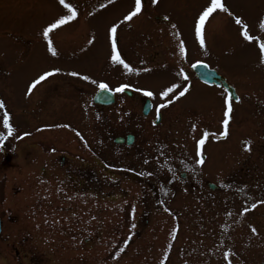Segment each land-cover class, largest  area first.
Returning <instances> with one entry per match:
<instances>
[{"label": "rangeland", "instance_id": "obj_1", "mask_svg": "<svg viewBox=\"0 0 264 264\" xmlns=\"http://www.w3.org/2000/svg\"><path fill=\"white\" fill-rule=\"evenodd\" d=\"M210 2L142 0L141 13L123 21L134 0H65L77 16L50 33L53 56L42 31L69 14L59 0H0V99L6 105L0 109V134L6 137L0 140V264H232L231 258L264 264V0H221L229 12L210 15L201 48L194 21ZM237 15L252 41L241 36ZM114 23L118 50L136 72L111 61ZM196 60L225 75L239 96L231 101L229 126L238 142L234 134L207 141L203 165L195 162V140L215 129L216 110L224 117L226 93L196 84L190 66ZM57 68L27 92L38 75ZM181 69L193 87L187 98L164 108L158 126L144 124L153 147L135 160L110 159L108 129L120 127L123 111L92 103L99 83L151 90L159 104V91L182 84ZM247 140L251 151L244 148ZM62 155L92 167L99 177L94 185L80 182L73 192L59 166ZM147 178L155 187L146 185ZM208 181L229 189L212 191Z\"/></svg>", "mask_w": 264, "mask_h": 264}, {"label": "snow or ice", "instance_id": "obj_2", "mask_svg": "<svg viewBox=\"0 0 264 264\" xmlns=\"http://www.w3.org/2000/svg\"><path fill=\"white\" fill-rule=\"evenodd\" d=\"M158 2V0H150V3L155 5ZM59 4L62 5L65 9H67V12L69 14L66 15H61L58 18H55L53 21L47 24L46 27H44L42 31V35L44 39L47 41V49L48 51L55 56L57 54L56 48L53 46V40L50 38V33H52L54 30L59 29L62 25H65L67 22L73 20L77 16V11L76 8L73 7L71 3H65V0H59ZM103 6V5H102ZM217 9L228 13L229 9L225 7L223 3H221V0H211L210 4L205 7L199 14L198 17L194 21V32H195V37L198 39L199 44L201 48L205 46V25L206 21L209 19L210 15L213 14ZM142 11V0H134V7L123 17V21H130L132 20L133 17H136L139 13ZM231 14V13H229ZM235 24L241 27V36L247 40V41H252L254 39L253 36L249 35L248 32V26L245 24L240 16H235ZM119 24L114 23L111 25L109 29V38H110V47H111V61L115 64H119L123 67L126 72L132 73L138 71L137 69L133 68L130 66L129 63L125 61L124 58H122L120 51L118 50V36H117V31H118ZM261 29H264V20L261 21L260 23ZM173 28H175V25H173ZM92 40H89L88 43H92ZM260 52L262 57H264V42L260 43ZM179 49L182 55H186V49L183 41H180L179 43ZM60 69H53L51 71H44L42 74L38 75L37 78H35L31 84L28 86L27 92L30 94L33 89L36 88L37 85H39L42 81H45L48 77L53 76L55 73L59 72ZM181 76H183L184 80H188V76L184 73V70L181 69L180 73ZM71 76H79L80 73L78 72H71L69 73ZM84 80H90V77L85 75L82 77ZM93 84L97 83L95 80L91 81ZM98 87L101 90H107V91H114L118 93H123L126 89L131 87L127 83H121L115 88H111L107 82L101 81L98 85ZM179 89L177 92L176 90ZM136 91L142 92L143 95L147 97H153L156 95L151 90H146L142 88H137ZM189 87L187 84H185L183 87L179 84H171L170 86L165 87L163 90L159 91V96L161 97L162 102L159 103L156 106V112L157 116H159L160 110L167 108L170 104L174 103L175 100H178L180 97H184L186 93H188ZM170 94H172V97H170ZM237 99H239L237 97ZM232 96L230 93L226 94V99H225V111L223 113L224 119L222 120V126L223 130L220 131L218 134L217 133H211L207 131L206 129L202 131V134L199 139L195 140V148H196V164L198 165H203L205 163V156H204V146L206 141L209 139V137H215L216 139H219L221 137H227L229 134V122L231 119V113L233 112V107H232ZM0 109H6V105L3 99H0ZM10 120V115L7 110L4 111L3 113V124L4 127L8 131V135L11 136L14 129L12 125L9 123ZM64 127H68L67 125H64ZM196 126H192L193 132H195ZM25 136L29 135V133H24ZM79 136L80 134L77 133ZM6 139L2 134H0V140ZM244 148L246 151H251V141L247 140L244 142ZM259 203L264 204V201H260ZM257 207L256 203H253L251 205V209H255ZM250 209L245 208L244 212H248ZM132 213L134 214L135 208H132ZM167 211V209H166ZM132 227H135L133 224ZM178 231V228L173 229V236H175V233ZM251 231L253 233L257 232V229L255 227L251 228ZM127 239L124 241L125 244H127ZM124 249L121 248L120 251L122 252ZM119 253H117V256ZM229 254H225V258H228ZM161 264H164V261H161ZM228 264H231V260H228Z\"/></svg>", "mask_w": 264, "mask_h": 264}, {"label": "flooded vegetation", "instance_id": "obj_3", "mask_svg": "<svg viewBox=\"0 0 264 264\" xmlns=\"http://www.w3.org/2000/svg\"><path fill=\"white\" fill-rule=\"evenodd\" d=\"M193 73V78L196 79V84L197 85H210L207 84L203 81H201L192 71ZM189 74V73H187ZM182 84L181 86L183 87L185 84L189 87V90L192 89L193 83L191 81L187 82L184 79H182ZM210 86H215V85H210ZM223 89V87H220ZM179 89L176 91L178 92ZM225 91V90H224ZM114 92V91H113ZM95 94V93H94ZM94 94L91 95L92 103L98 107H119L122 112V123L119 124L120 127L114 126L116 129H119L117 131L112 125H110V128L108 129V132L110 134L109 139L107 141V155L110 159L114 158H119L122 159H133L135 157H139L145 153L144 148H149L153 147V141L151 139L146 138L144 135V124L146 123L148 126L154 125L158 126L162 120L164 119V109L160 110L159 116H157L156 112V102L152 99V97H147L143 95L142 92L136 91V89H133L129 87L126 89L123 93L118 94L117 92H114V100L111 104L109 105H101V104H96L93 101V96ZM187 98V97H184ZM183 98V103L189 104L188 99ZM145 108H148L147 113H144ZM218 113V116H216V125L214 126L215 129H210L211 133H219L220 131L223 130L222 126V120L224 117L220 115L218 110H216ZM159 118V122L156 123L155 121ZM234 115L231 113V119L229 122V126L231 124V121H233ZM233 131L230 130L229 127V134L227 137H221L219 139H216L215 137H209L207 141H227L232 134H234L235 141L238 142V137L239 134L232 133ZM144 135V136H143ZM206 141V143H207ZM148 143L150 145H148ZM205 156V154H204ZM115 161V160H114ZM59 166L63 169V174L66 176V180H70L72 183V190L73 192L77 193L80 189L78 187L79 183L81 182L86 188L92 187L94 185L95 181L99 178L95 172V170L90 167H81L78 166L76 163L72 162L70 163L67 156L62 155L59 158ZM107 168V165H106ZM44 169V168H43ZM108 170H111L108 168ZM186 175L185 172H181ZM112 174V173H111ZM204 174V173H203ZM207 174V173H206ZM208 175V174H207ZM220 174H218L216 177H218ZM211 177V176H210ZM148 179V178H147ZM149 182L146 185H150L152 188L155 187V184L148 179ZM209 182V181H208ZM207 182V185H208ZM63 184V182H61ZM111 185V183L109 184ZM227 188V187H226ZM226 188H223L222 186H216L215 188H210L212 191H224ZM229 189V188H227ZM65 210H69L68 207L64 208ZM74 217V216H73ZM72 217V218H73ZM3 225V222H2ZM129 243V242H128ZM16 254L19 255V251L16 250ZM19 259L21 257H18ZM237 258V257H236ZM232 264H239L238 261H235L237 259H233Z\"/></svg>", "mask_w": 264, "mask_h": 264}, {"label": "water", "instance_id": "obj_4", "mask_svg": "<svg viewBox=\"0 0 264 264\" xmlns=\"http://www.w3.org/2000/svg\"><path fill=\"white\" fill-rule=\"evenodd\" d=\"M192 68L194 69L196 75L201 79L202 81L209 83V84H216L218 86H223L228 93L231 94L232 98L237 99V94L235 92L234 87L229 84L226 80V78L219 74L215 69H211L207 64L205 63H196L192 65ZM114 96L112 91L107 90H98L96 94L94 95V102L100 103V104H110L113 102ZM148 108H145L144 113H147ZM156 123L159 122V118L155 121ZM211 187H215L214 184H209ZM0 231H1V225H0Z\"/></svg>", "mask_w": 264, "mask_h": 264}]
</instances>
